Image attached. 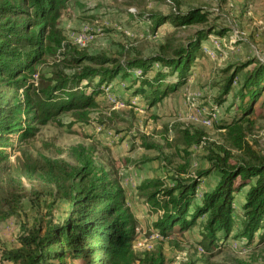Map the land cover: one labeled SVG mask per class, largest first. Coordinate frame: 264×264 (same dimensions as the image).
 Returning <instances> with one entry per match:
<instances>
[{"label": "trees", "instance_id": "obj_1", "mask_svg": "<svg viewBox=\"0 0 264 264\" xmlns=\"http://www.w3.org/2000/svg\"><path fill=\"white\" fill-rule=\"evenodd\" d=\"M70 1L0 0V163L10 158L19 141L34 137L39 125L58 121L64 112L71 111L77 121L90 124L92 111L99 107L98 97L105 94L103 87L117 78L131 79L129 103L139 97L150 107L158 105L189 82L206 41L212 35L227 34V28L211 22L212 10H183L173 0L175 7L168 13L140 12V16L150 21L153 32L165 23L177 29L201 26L184 40L168 36L159 51L151 55L137 48H124L121 57L93 55L71 44L60 27L62 12ZM48 54L58 61L49 64V70L38 72V65ZM67 67L72 71L67 72ZM247 67L225 113L215 123L217 129L226 131L232 148L211 142L201 128H181L176 147L181 145L189 158L191 147H205L209 152L205 158L211 165L190 174L191 159L186 157L174 173L169 170L167 179H145L138 187L159 214L153 228L162 238L197 231L199 243L209 255L227 246L230 237L244 238L249 244L257 236L264 241V150L257 151L247 138V124L253 123L255 113L264 111V99L259 103L264 95V61L243 63L232 72L228 69L229 76L220 82L210 114L227 101L238 75ZM136 70L141 74L134 76ZM144 145L162 149L155 142ZM65 152L68 158H27L22 175L37 182L53 201L67 200L68 215L63 221L50 217L24 227L19 236L21 246L4 251L5 259L17 264H54L56 260L165 264L161 249L136 250L139 220L129 207L118 175L97 159L94 146L77 143ZM161 157L169 159L163 152ZM149 160L134 164L141 166ZM213 171L217 181L200 193V186ZM240 194L241 202L236 207ZM7 200L11 202L12 198L0 200L9 209L2 219L17 210Z\"/></svg>", "mask_w": 264, "mask_h": 264}, {"label": "rangeland", "instance_id": "obj_2", "mask_svg": "<svg viewBox=\"0 0 264 264\" xmlns=\"http://www.w3.org/2000/svg\"><path fill=\"white\" fill-rule=\"evenodd\" d=\"M176 1L183 10L190 7L212 10L211 22L227 28V34L212 35L206 41L204 53L194 65L189 82L158 105L150 107L139 97L134 103H129L127 98L131 79L123 81L118 78V86L114 85L112 95L119 102H124L125 106H117L107 94L100 95L99 107L92 111L90 124L77 121L71 111L64 112L58 116V121L51 120L39 125L34 137L17 143L10 158L0 163V200L10 196L12 201L7 200L8 203L17 209L15 214L2 219V214L9 209L8 204L0 201V264H17L5 259L3 252L21 246L19 236L24 227H32L37 221L46 222L50 217L63 221L69 212L67 200L53 201L37 182L22 175L25 160H35L42 155L68 158L65 151L77 143L94 146L97 159L116 172L126 189L129 207L139 220L135 241L138 252L161 249L165 264H264V241L258 236L251 244L244 238L230 237L227 246L211 255L200 245L197 231L162 238L153 228L159 214L148 205L146 196L138 189L145 179H167L168 174L174 173L186 162V157L189 158L181 145L176 147L174 144L181 128H201L211 142L232 148L226 139V131L217 129L215 123L225 113V107L249 67L240 72L227 101L218 106L217 118L213 123L207 125L204 120L215 108L214 99L220 93V82L229 76L228 69L232 72L243 63L264 61V0ZM174 7L173 0H72L62 12L60 27L71 44L93 55L107 53L121 57L124 48L141 49L145 55H151L159 51L160 44L168 36L174 35L184 40L191 31L201 27L195 25L177 29L165 23L153 32L150 21L140 16V12L168 13ZM54 61H58L56 56L45 55L37 71L49 70V64ZM66 71L71 72L72 68L67 67ZM139 74L141 72H135L134 76ZM85 84L86 81L83 86ZM263 99L264 95L259 103ZM252 120V124H247L248 142L257 151H262L264 111L259 115L255 113ZM145 142H155L162 149H149ZM216 146L212 145L218 150ZM190 151V174L211 165L205 158L209 153L205 147L194 146ZM161 152L169 159H163ZM233 152L239 154L237 149H233ZM144 158L151 160L143 162L141 166L134 164ZM214 173L200 186V193L213 187L217 181ZM167 185L171 186L170 181H167ZM241 197V194L237 196L236 207ZM54 264L78 263L56 260Z\"/></svg>", "mask_w": 264, "mask_h": 264}, {"label": "built area", "instance_id": "obj_3", "mask_svg": "<svg viewBox=\"0 0 264 264\" xmlns=\"http://www.w3.org/2000/svg\"><path fill=\"white\" fill-rule=\"evenodd\" d=\"M136 72H139L140 73L141 70H136ZM35 77H37V74L35 75ZM113 87H114V82L109 83L108 85H105L103 87L105 94H107V96H109V99H111L112 102H115V104L117 106H119V107L125 106L124 102H118V101H116V99L112 95V89H113ZM216 118H217V113L216 112H214L212 114H209L207 116V118L204 120V123L207 124V125H211Z\"/></svg>", "mask_w": 264, "mask_h": 264}, {"label": "crops", "instance_id": "obj_4", "mask_svg": "<svg viewBox=\"0 0 264 264\" xmlns=\"http://www.w3.org/2000/svg\"><path fill=\"white\" fill-rule=\"evenodd\" d=\"M117 82H118V78L116 79V80H114V85L115 86H118V85H116L117 84ZM114 98H115V96H114ZM138 98V97H137ZM116 99V98H115ZM136 98H133L132 100H131V103H134V100H135ZM140 99V98H139ZM111 100V99H110ZM116 101H118L119 102V100H117L116 99ZM111 102H112V100H111ZM115 103V102H114ZM128 201H129V198H128ZM135 216L138 218V216L136 215V213H135Z\"/></svg>", "mask_w": 264, "mask_h": 264}]
</instances>
